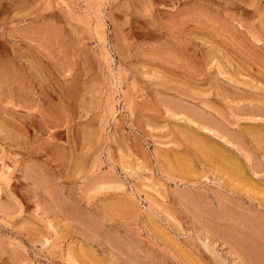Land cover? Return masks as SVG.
Listing matches in <instances>:
<instances>
[{
	"label": "rangeland",
	"instance_id": "1",
	"mask_svg": "<svg viewBox=\"0 0 264 264\" xmlns=\"http://www.w3.org/2000/svg\"><path fill=\"white\" fill-rule=\"evenodd\" d=\"M0 264H264V0H0Z\"/></svg>",
	"mask_w": 264,
	"mask_h": 264
}]
</instances>
